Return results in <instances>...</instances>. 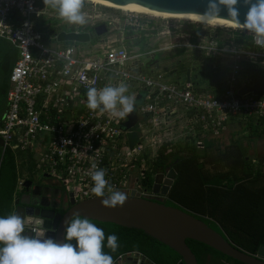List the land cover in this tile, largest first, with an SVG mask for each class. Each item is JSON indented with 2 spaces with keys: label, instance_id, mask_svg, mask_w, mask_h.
Instances as JSON below:
<instances>
[{
  "label": "built area",
  "instance_id": "1",
  "mask_svg": "<svg viewBox=\"0 0 264 264\" xmlns=\"http://www.w3.org/2000/svg\"><path fill=\"white\" fill-rule=\"evenodd\" d=\"M84 2L88 4L82 9L87 22L70 24L58 18L68 26L69 30L63 32L88 34L95 18H100L96 23L123 26L121 35L127 28L140 30L150 25L133 13L112 19L100 10V5ZM53 11L43 0H0V38L18 51L9 77L0 140L3 150L31 153L35 178L63 187L66 199L79 202L100 197L92 191L91 175L104 169L113 191L165 201V196L155 195L141 184L150 171L147 163L156 160L161 148L169 152L176 145L192 144L203 149L204 136H219L229 122L264 119L263 95L239 94L254 80L264 81V47L256 35L252 36L250 48L237 44L233 34L226 40L214 37L205 43L200 38L195 40L189 32L168 27L161 34L168 42L147 53L128 50L121 38L99 40L84 47L90 41L59 42V32H50L46 20L53 19ZM176 49L202 52L216 61L212 67L215 73H225V88L214 95L191 81L170 82L171 71L148 65L152 59L142 60L148 54ZM226 62L231 65L226 67ZM248 67L259 71L258 78L243 77L241 72ZM120 83L126 84L127 93L135 97L130 114L136 119L139 133L132 148L127 138L131 127L125 126L128 117L121 119L87 107L88 88ZM253 163L264 171V156ZM18 180L20 193L23 183L30 179ZM110 195L106 187L104 196ZM24 229L33 233L36 230L27 225ZM127 257L136 263L144 258L131 252L119 256L114 264ZM144 263L152 264L148 260Z\"/></svg>",
  "mask_w": 264,
  "mask_h": 264
},
{
  "label": "trees",
  "instance_id": "2",
  "mask_svg": "<svg viewBox=\"0 0 264 264\" xmlns=\"http://www.w3.org/2000/svg\"><path fill=\"white\" fill-rule=\"evenodd\" d=\"M46 21L50 32L57 33L54 28H59L58 21ZM189 27L194 29L195 24L189 23ZM199 33L200 29H196L191 36L195 37ZM232 34L237 44L252 48V36L239 30ZM177 55H182V51ZM17 58V49L10 42L0 38V124L6 110L9 77ZM154 62L151 60L147 64L152 65ZM220 67L225 68L223 65H219ZM215 72L216 69L210 66L209 70H205L209 82L205 80L200 84L195 79L194 85L202 86L204 91L217 95L218 91L225 88V83L211 85V74ZM170 73L173 74L174 70ZM241 73L248 79H256L259 75V71L252 67ZM248 126L249 129L262 126L260 133L264 135V119L258 122L251 120ZM213 147L212 142H205L203 149H197L192 144L176 145L169 152L161 148L156 161L149 166L153 172L172 167L177 174L168 193V200L164 201L166 205L191 213L216 232L226 236L238 248L255 254L258 247L264 245V173L252 166L253 159L240 143L232 142L222 150H214ZM24 161L34 164V156L29 152L12 151L9 148L3 150L0 147V216L13 214L14 201L22 195V192L17 191L20 177L18 168ZM145 184L150 188L151 178L148 177ZM91 222L104 230L105 237L109 234L118 236L119 246L115 251L107 247V239L104 241L103 250L111 255L114 261L121 255L137 252L152 264L180 262V257L173 250L141 230ZM72 243L75 244V241ZM186 244L198 264H242L202 243L188 239ZM0 247L3 245L0 244Z\"/></svg>",
  "mask_w": 264,
  "mask_h": 264
},
{
  "label": "water",
  "instance_id": "3",
  "mask_svg": "<svg viewBox=\"0 0 264 264\" xmlns=\"http://www.w3.org/2000/svg\"><path fill=\"white\" fill-rule=\"evenodd\" d=\"M110 2L122 8L149 10L155 13L182 14L202 19L209 23L229 26L235 29L246 30L243 22L250 4L245 0H238L236 7L239 10L240 24H237L229 17L226 7L220 6L219 16L205 18L199 15L207 9L208 0H100ZM254 2V0H252ZM103 29L98 32L100 36L106 33V25H101ZM59 42H79L90 41L89 34H74L59 32L57 35ZM189 80V71L186 72ZM226 79L224 72L211 74V84L222 83ZM252 92L254 95H264V81L254 80L252 86H248L239 91L243 95ZM126 127H131L127 134L129 147L132 148L137 142L139 130L136 126V119L128 116ZM0 147L2 141L0 140ZM177 174L174 169H170L166 174L157 172L152 179L151 190L155 195L166 196L172 187ZM32 182L27 180L23 183L26 194L20 196L14 202L16 205L13 214L20 215L25 220V225L36 227L37 231L32 233L24 229V235L40 239L52 238L58 243L65 242V221L79 215L81 218H88L91 221L110 223L128 229L143 231L149 237L157 240L161 244L173 250L179 257V264H198L195 255L186 244V240H193L202 243L222 255L238 261L242 264H264V245L258 247L255 254H249L235 246L226 236L210 228L207 224L194 217L191 213L181 209L168 206L162 199L140 198L131 194L122 206L115 208L106 207L102 200L109 196L89 198L75 202L69 199L70 208L63 214H56L58 205L39 203L42 199H47L42 190L51 192L50 186H35L31 188ZM29 188L31 190L29 191ZM38 198V201L35 200ZM58 197L53 195V199ZM24 206L35 208L34 215L31 210H24ZM145 258L139 262L135 260L123 261V264H145ZM121 263V262H120Z\"/></svg>",
  "mask_w": 264,
  "mask_h": 264
},
{
  "label": "clouds",
  "instance_id": "4",
  "mask_svg": "<svg viewBox=\"0 0 264 264\" xmlns=\"http://www.w3.org/2000/svg\"><path fill=\"white\" fill-rule=\"evenodd\" d=\"M46 6L56 10L60 18L70 24H85L86 17L82 11L84 0H43ZM238 0H208L207 9L200 13L202 17L219 16L220 6L227 8L229 17L240 24ZM250 4L243 25L253 32L264 47V0H245ZM128 86L120 83L116 86H105L102 89L90 87L87 90V107L109 112L121 119L134 111L135 97L126 95ZM71 143V141H69ZM96 166L93 165V168ZM104 169L95 170L91 179L94 182L92 191L97 196H104L105 188L111 195L102 200L106 207L122 206L127 194L113 191L105 179ZM65 240L58 243L52 238L40 239L24 235L25 220L18 214L0 216V264H114L113 257L104 252V241L107 247L115 251L118 248V236L109 234L105 237L102 228L88 218L79 215L65 221ZM33 227V226H32ZM36 228V227H35ZM37 229V228H36ZM29 231V230H26ZM75 241V244L72 243Z\"/></svg>",
  "mask_w": 264,
  "mask_h": 264
},
{
  "label": "rangeland",
  "instance_id": "5",
  "mask_svg": "<svg viewBox=\"0 0 264 264\" xmlns=\"http://www.w3.org/2000/svg\"><path fill=\"white\" fill-rule=\"evenodd\" d=\"M88 2V1H87ZM85 3V2H84ZM100 5V4H98ZM100 10L103 11L107 17H110L112 19L119 18L124 13H130V12H124L122 10H116L109 7H104L103 5H100ZM54 13H51V18L58 20L60 18L58 12L56 10L53 11ZM137 14V13H133ZM105 16V17H106ZM143 20V23H150L148 27H142L140 30H136L135 28H132L133 30L127 28L126 30H123L124 35L134 37L135 35H138L139 41L138 43L132 45V44H123L125 48L132 52H137L138 49L142 51L143 53L151 52L154 49H159L162 46H164L165 43L168 42V40H165V37L161 34L163 32L167 31V28H178V32L184 31L189 32L190 34L196 29H200L199 35L195 36L196 39H202L203 42H208L211 38L217 37L219 40H226V38H230L232 36V32L240 31L244 34L254 36L255 34L248 30H242V29H235V28H225V27H216V26H210L203 23H198L190 20H184V19H159V18H153L147 15H140L138 14ZM103 17V18H105ZM100 19V18H99ZM99 19L95 18L91 23H96ZM56 22V21H54ZM59 25V28H54L56 31H68V26L61 24L60 21L57 22ZM189 23L195 24V28L191 29L189 27ZM61 24V25H60ZM108 27V33L101 37V40L104 39H117L121 35L123 26L116 25V24H108L105 23ZM152 26V27H151ZM231 30V31H230ZM97 41L90 40L89 44H83L84 47H89L90 45L95 44ZM182 51V55H177ZM170 56V57H167ZM167 57V58H166ZM154 60L155 62H159V69L163 72H168L174 70V73H170L171 75L168 76V81H180L182 82L185 78L186 72L190 71V79L191 82H195L194 80L197 79L200 84L207 82L208 79H206L205 76V70L211 65L216 64V61L214 63V60L211 58H207L204 53L192 51L190 49H176L173 51H160L159 53H154L153 56L150 54L144 56L142 58L143 62H147L149 60ZM226 67H229L231 64L230 62L225 63ZM221 69V67H220ZM237 123L241 124L240 128H237L236 126H240ZM251 123V120H244L242 122H236L233 121L231 123H228V128L230 129H236V131L232 134H229V136H226L223 138L220 142V144L223 146L222 149L229 145L230 137L232 139L238 140V142L242 143L245 148L248 150V156L250 157H262L264 156V135L260 133L262 130V126H260L258 129H249L248 124ZM256 158V157H255ZM34 164L32 162L25 161L22 166L18 168L19 176L24 180V178L30 179L33 183H42L44 180L35 178L34 174ZM42 176V175H40ZM62 190L64 189L61 187Z\"/></svg>",
  "mask_w": 264,
  "mask_h": 264
},
{
  "label": "flooded vegetation",
  "instance_id": "6",
  "mask_svg": "<svg viewBox=\"0 0 264 264\" xmlns=\"http://www.w3.org/2000/svg\"><path fill=\"white\" fill-rule=\"evenodd\" d=\"M84 5H88V4L84 3ZM101 25H106V24L105 23H94L92 26H90L88 28L87 31H88V34L90 36V40L94 39V38H98L99 39V38L103 37L104 35H106L108 33V27L106 25V33H104V34H102L100 36L97 35L98 32H101L103 30L101 28ZM121 41H122L123 44L125 43V44L134 45V44L138 43L139 37H138V35H135L134 37L123 35L122 38H121ZM210 66L208 67V70L210 69ZM184 80L185 81H191V79H190V71H189V80H187L186 75H185V79ZM216 85H218V84H216ZM50 185L52 186L51 187L52 191L51 192H45V190H42L41 193H44L47 196V199H43V200L41 199L39 203L49 204V205H53V206L58 205V207L55 209V212H56V214L63 215L70 208V204H69V200L65 198L64 192H63L61 186H59L58 184L53 183L51 181L44 180V182H42V183H33L32 182L31 188H33L35 186L44 187V186H50ZM31 188H29V191L31 190ZM21 192H22V195H23V194H26L27 191H26L25 188H23ZM53 195L58 197V198L57 199H53ZM16 200H18V199H16ZM35 200L38 201V198L35 199ZM15 207H16V205H15ZM24 210L25 211L31 210L32 213L29 216H32V215H34V212H35L36 209L35 208L32 209V207H30V206H24ZM36 231H37V229L35 230V232ZM127 260H135V259L134 258L132 259L131 257H127L126 260H124V261H127ZM122 262L118 263V264H123Z\"/></svg>",
  "mask_w": 264,
  "mask_h": 264
},
{
  "label": "crops",
  "instance_id": "7",
  "mask_svg": "<svg viewBox=\"0 0 264 264\" xmlns=\"http://www.w3.org/2000/svg\"><path fill=\"white\" fill-rule=\"evenodd\" d=\"M55 20V19H54ZM57 21H60V20H57ZM61 22V21H60ZM61 25V24H60ZM59 32V31H58ZM61 32H63V31H61ZM123 35H124V32H123ZM123 35H120L119 36V38L118 39H120V38H122V36ZM91 40H93V39H91ZM94 40L95 41H97V42H99V40H101V38H94ZM153 64H156V65H158V68H159V65H160V63L159 62H154ZM177 82H180V81H177ZM126 95H129V93H126ZM233 122V121H232ZM229 123H231V122H229ZM238 125H240L239 127L238 126H236L237 128H240L241 127V125H242V123L241 124H239V123H237ZM228 123L225 125V127H224V129L221 131V134L219 135V136H212V135H206V136H204V138H203V144L205 145V142H212L213 143V148H214V150H217V149H220V150H222V145L220 144V142H221V140L223 139V138H225L226 136H229L228 135V133L229 134H232V133H234L235 131H236V129H230V128H228ZM232 142H238V140H233L232 139V137H230V140H229V144L230 143H232ZM238 143H240V142H238ZM241 145H242V143H240ZM228 146V145H227ZM243 146V145H242ZM226 147V146H225ZM244 148H245V146H243ZM246 150H247V148H246ZM247 152H248V150H247ZM256 158H258V156H255ZM255 157L253 158V157H251L253 160H252V166L254 167L255 166V164L253 163V161H256V159H255ZM156 161V160H155ZM155 161H153V162H155ZM153 162H148L147 164H148V168L150 169V171H148V172H146V177H145V180L144 181H142V183L141 184H144V186L146 187V188H149L146 184H145V181L148 179V177L149 178H151V180L154 178V176L156 175V173L157 172H153L152 171V168L149 166L151 163H153ZM256 168H259L260 169V167H256ZM170 169H173L172 167H169V168H166V169H163V170H159L158 172H161V173H163V174H166ZM263 173H264V171L262 170V169H260ZM151 188V187H150ZM165 199L166 200H168V194L165 196Z\"/></svg>",
  "mask_w": 264,
  "mask_h": 264
},
{
  "label": "bare ground",
  "instance_id": "8",
  "mask_svg": "<svg viewBox=\"0 0 264 264\" xmlns=\"http://www.w3.org/2000/svg\"><path fill=\"white\" fill-rule=\"evenodd\" d=\"M94 4H100L103 5L104 7H109V8H113L116 10H122L124 12H130V13H137L140 15H147L153 18H159V19H184V20H190V21H194V22H198V23H203V24H207L210 26H216V27H225V28H232L229 26H223V25H217V24H213V23H209L207 21H204L202 19L199 18H195V17H191V16H187V15H182V14H169V13H155L149 10H142V9H130V8H122L120 6L114 5L110 2H106V1H100V0H85Z\"/></svg>",
  "mask_w": 264,
  "mask_h": 264
}]
</instances>
